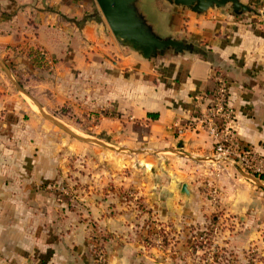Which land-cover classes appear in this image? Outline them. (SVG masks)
Returning a JSON list of instances; mask_svg holds the SVG:
<instances>
[{
    "label": "crops",
    "instance_id": "1",
    "mask_svg": "<svg viewBox=\"0 0 264 264\" xmlns=\"http://www.w3.org/2000/svg\"><path fill=\"white\" fill-rule=\"evenodd\" d=\"M90 3L0 0V264H92L89 223L105 236L106 264L180 254L187 230L201 228L215 209L227 219L215 241L226 256L216 260L264 264V181L218 157L195 121L217 68L228 84L234 137L264 160V30L227 9L196 15L152 0L158 30L211 59L144 60L121 50ZM36 48L52 70L29 59ZM21 90L46 112L83 120L104 146L62 136ZM175 124L188 127L179 133ZM55 181L68 183L67 197L49 188ZM129 190L135 195L127 202ZM150 227L165 233L164 251L142 246Z\"/></svg>",
    "mask_w": 264,
    "mask_h": 264
},
{
    "label": "rangeland",
    "instance_id": "2",
    "mask_svg": "<svg viewBox=\"0 0 264 264\" xmlns=\"http://www.w3.org/2000/svg\"><path fill=\"white\" fill-rule=\"evenodd\" d=\"M151 2L152 0H141L142 7L144 9V13L146 12V15L148 17L152 16V9H151ZM155 2V0H154ZM91 9L93 12V17L97 18L99 21L103 22V24L107 27L96 3L94 0H91ZM247 5L252 13H244L242 15L236 16L237 18H243L244 16L252 17L250 20L253 23L254 21H257L258 25H260L258 28L263 31V19H264V4H245ZM226 11H229L231 13V7L227 6L224 8ZM148 12V14H147ZM213 12V11H209ZM108 29V27H107ZM109 31V29H108ZM110 32V31H109ZM23 92V90H21ZM24 93V92H23ZM25 97L27 98L28 102H30L35 110H37L38 114L41 116L43 120H45L49 125H53L56 128L59 129L60 134L62 136H69L70 138H73L77 141L83 142L88 141L96 145L104 146V142H100V135L92 132L87 131L86 127H84L83 120H80L79 118H73L71 116L63 115V112L61 113V116H58V111L52 110L50 113L46 112L41 105H39L38 101H36L34 98H32L30 95L25 94ZM30 97L31 99H29ZM41 108L40 110L37 108V106ZM97 121H94L96 123ZM90 135V136H89ZM108 149L110 147L107 146ZM76 168H80L83 165V160L79 157H76L74 159ZM76 169V170H77ZM126 170V169H125ZM264 181V180H263ZM49 188H54L53 190L57 193L58 197L60 199H63L68 196L70 193L69 185L67 182H61V181H55ZM55 186V187H53ZM135 193L133 190L127 191L123 197L127 200H132L134 198ZM223 212L219 210H214L211 216L206 220L204 225L201 228H189L186 232V244L184 247L187 248L186 251L180 252L178 254L179 249L177 250H171L166 252L164 255H159L157 258L152 260H149L148 258L141 257L138 260H134L133 262H129L127 264H224L219 260H216L219 256H226L221 253L218 246L215 245L216 239L219 237L221 230L225 227L224 222L221 220H227L223 217ZM223 223V224H222ZM90 225V226H89ZM89 227L87 229L91 228L89 230V237L90 241L92 243V255H93V262L92 264H106L105 261V236L100 232L99 229H97L93 223L88 224ZM146 235L145 239L142 242V246L145 248H157L159 251H164L166 247L170 244L167 242V238L165 237V233L162 229H151L146 228ZM176 252V253H175ZM169 255V256H168ZM148 257V255H147ZM231 259V258H230ZM221 260V259H220ZM251 262L249 261L248 264ZM226 264H232L231 261L226 262Z\"/></svg>",
    "mask_w": 264,
    "mask_h": 264
},
{
    "label": "water",
    "instance_id": "3",
    "mask_svg": "<svg viewBox=\"0 0 264 264\" xmlns=\"http://www.w3.org/2000/svg\"><path fill=\"white\" fill-rule=\"evenodd\" d=\"M111 35L121 50L128 51L144 60H155L167 54L198 55L211 59L207 50L172 36L163 35L148 17L141 0H94ZM171 8L185 9L196 15H205L209 11H221L231 7V14L239 16L252 13L240 0H163ZM148 14V12H147ZM187 196V185L180 189Z\"/></svg>",
    "mask_w": 264,
    "mask_h": 264
},
{
    "label": "built area",
    "instance_id": "4",
    "mask_svg": "<svg viewBox=\"0 0 264 264\" xmlns=\"http://www.w3.org/2000/svg\"><path fill=\"white\" fill-rule=\"evenodd\" d=\"M47 58V67L53 69L52 61ZM211 80L214 89L209 96V104L203 113L197 115L195 121L199 123L211 135L215 154L222 158L231 160L247 174L259 179L264 177V160L248 146L238 142L232 133L234 123V112L229 105V90L225 78L213 71ZM198 98V100H200ZM174 127L182 133L188 126L175 124ZM55 187V186H53ZM208 199L217 207L219 206V195L215 187L209 186ZM226 219V216H222Z\"/></svg>",
    "mask_w": 264,
    "mask_h": 264
},
{
    "label": "trees",
    "instance_id": "5",
    "mask_svg": "<svg viewBox=\"0 0 264 264\" xmlns=\"http://www.w3.org/2000/svg\"><path fill=\"white\" fill-rule=\"evenodd\" d=\"M28 57L36 67L43 68V69L47 68V58H46V54L43 50H41L39 48H36L34 50H30L28 53ZM214 70L216 73L222 75L220 70H218L217 68H215ZM149 118L151 120L155 121V120H157L158 115L157 114H149ZM259 179L264 180V177L259 176Z\"/></svg>",
    "mask_w": 264,
    "mask_h": 264
}]
</instances>
